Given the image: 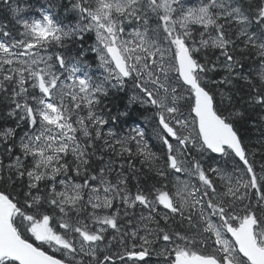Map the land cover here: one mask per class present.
Returning a JSON list of instances; mask_svg holds the SVG:
<instances>
[{"label": "snow or ice", "instance_id": "6c2138e0", "mask_svg": "<svg viewBox=\"0 0 264 264\" xmlns=\"http://www.w3.org/2000/svg\"><path fill=\"white\" fill-rule=\"evenodd\" d=\"M33 9L0 0V264H264V0Z\"/></svg>", "mask_w": 264, "mask_h": 264}, {"label": "trees", "instance_id": "16d2710c", "mask_svg": "<svg viewBox=\"0 0 264 264\" xmlns=\"http://www.w3.org/2000/svg\"><path fill=\"white\" fill-rule=\"evenodd\" d=\"M66 2V0H65ZM29 3H31L32 5H34V9H33V12L31 13L32 15H35V8H39L41 6H44L45 5V0H29ZM2 14V13H0ZM93 38H94V35H93ZM93 41L92 40H88L87 43L91 44ZM129 246H130V242H129ZM115 251V249H114ZM152 259L154 258V256H151Z\"/></svg>", "mask_w": 264, "mask_h": 264}, {"label": "rangeland", "instance_id": "374dc122", "mask_svg": "<svg viewBox=\"0 0 264 264\" xmlns=\"http://www.w3.org/2000/svg\"><path fill=\"white\" fill-rule=\"evenodd\" d=\"M154 258L152 259V257L146 258L147 264H162V261L160 260V258L156 257V255L153 253ZM127 264H134V262H127ZM137 264H146L145 261H141V262H137Z\"/></svg>", "mask_w": 264, "mask_h": 264}]
</instances>
